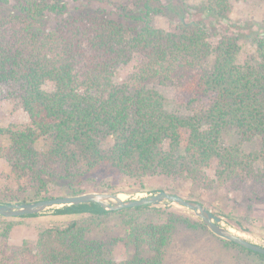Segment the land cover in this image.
<instances>
[{"label": "trees", "instance_id": "obj_1", "mask_svg": "<svg viewBox=\"0 0 264 264\" xmlns=\"http://www.w3.org/2000/svg\"><path fill=\"white\" fill-rule=\"evenodd\" d=\"M235 1L200 0L199 7L220 21ZM91 2L114 9H93ZM185 3L162 5L177 16L163 28L154 24L163 10L149 0H0V83L28 117L0 128L7 139L0 155L33 193L22 201L51 197L53 179L67 181L66 194L84 193L90 182L104 191L108 186H97L89 175L100 170L141 183L154 175L170 178L186 188L168 192L208 209L212 194L228 184L248 182L253 196L264 194V38L253 39L254 58L240 63L239 37L206 25L207 18L186 20ZM52 14L57 22L49 29ZM130 63L128 79L118 81V68ZM156 82L175 86L185 113L166 110L164 95L150 86ZM233 137L236 142H226ZM40 139L48 142L46 150L38 149ZM14 200L0 195V203ZM121 211L93 202L61 205L55 214L83 217L41 228L34 249L24 243L0 253V264H162L178 224L206 228L174 210L163 222L132 216L125 247L133 251L116 260L110 244L89 233L95 216Z\"/></svg>", "mask_w": 264, "mask_h": 264}, {"label": "rangeland", "instance_id": "obj_2", "mask_svg": "<svg viewBox=\"0 0 264 264\" xmlns=\"http://www.w3.org/2000/svg\"><path fill=\"white\" fill-rule=\"evenodd\" d=\"M175 1V0H171ZM93 9L100 7L108 11L113 10L114 6L106 4L102 6L91 2ZM151 7L162 8V5H169V0H149ZM174 3V2H172ZM90 6V5H89ZM200 0H187L183 5V12L186 14V20L200 17L206 20L207 24L220 32L230 31L239 37L241 45L237 61L242 63L254 58L253 39L261 36L264 38V1L263 0H237L234 2L228 19L218 20L208 18V14L200 7ZM84 8V6H83ZM162 14L154 15V24L157 27L168 28L170 20H177V16L171 10L162 8ZM116 14V11L113 12ZM188 18V19H187ZM56 18L52 14L47 19L46 27L53 29L56 26ZM216 42V40H213ZM133 70V64L122 65L118 68L116 79L123 82ZM154 86L165 97V108L167 111L185 113L184 108L175 98V86L171 83L159 84ZM46 89L51 86L44 85ZM28 120L27 114L20 108L14 106L8 94V86L0 83V128H14ZM226 142L234 143L236 138ZM7 144L4 134L0 133V145ZM38 149L46 150L48 142L40 139L37 142ZM251 148V144L245 146ZM212 174V173H210ZM94 178L97 186H108L104 191L118 193L122 199H137L149 196L155 191L165 190L184 191L186 185L179 186L170 178L154 175L141 182L128 179L126 177H115L107 170L91 172L89 174ZM67 181L65 179L48 180L47 193L50 196L67 195ZM142 184V188L141 185ZM88 191H97L92 189V182L83 185ZM210 197V208L212 212L221 217V225L227 227L232 232L241 235L247 240L264 246V194L259 198L253 196L248 189L247 183L228 184ZM16 195L20 202L22 198L32 197L33 193L29 188L24 187L23 180L13 171L8 160L0 155V195ZM61 205H54L41 211L40 214L33 217H6L0 220V253L10 254L21 244H28L34 249L38 231L53 223L68 221L71 219H81V214L59 215L53 210ZM119 213H110L104 216H95L94 225L89 233L90 238L98 239L110 244L111 257L121 260L132 253L133 250L125 247V236L127 234V222L134 216L137 221L163 222L166 220L169 210H174L180 215L192 220L200 218L190 209L174 203L152 204L149 209L140 212H128L125 209ZM87 216V215H86ZM201 221V220H200ZM10 225V226H9ZM249 229L244 232L238 229ZM10 227L7 236L3 234ZM109 253V254H110ZM162 264H264V259L257 254L241 251L233 247L219 237L213 234L206 226L189 227L185 224H178L172 232L169 244L165 247Z\"/></svg>", "mask_w": 264, "mask_h": 264}, {"label": "water", "instance_id": "obj_3", "mask_svg": "<svg viewBox=\"0 0 264 264\" xmlns=\"http://www.w3.org/2000/svg\"><path fill=\"white\" fill-rule=\"evenodd\" d=\"M166 201L192 210L207 228L225 240L237 243L251 251L264 255V246L247 240L239 234L232 232L221 225V217L214 214L199 201L187 199L179 194H173L165 190L137 199H122L118 193L109 191H88L79 194H67L62 196H51L32 201H16L0 203V215L4 217H19L26 214L38 213L54 205H69L93 202L102 208L113 211L136 207L146 204H157Z\"/></svg>", "mask_w": 264, "mask_h": 264}]
</instances>
